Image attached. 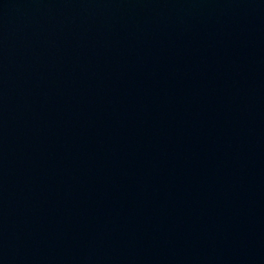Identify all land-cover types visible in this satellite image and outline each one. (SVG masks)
I'll return each instance as SVG.
<instances>
[{
  "label": "water",
  "instance_id": "95a60500",
  "mask_svg": "<svg viewBox=\"0 0 264 264\" xmlns=\"http://www.w3.org/2000/svg\"><path fill=\"white\" fill-rule=\"evenodd\" d=\"M0 264H264V0H0Z\"/></svg>",
  "mask_w": 264,
  "mask_h": 264
}]
</instances>
